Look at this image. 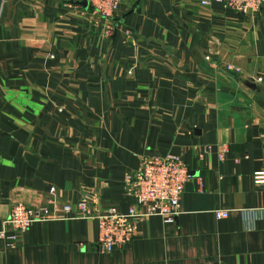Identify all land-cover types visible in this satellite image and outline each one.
<instances>
[{"label":"crops","instance_id":"1","mask_svg":"<svg viewBox=\"0 0 264 264\" xmlns=\"http://www.w3.org/2000/svg\"><path fill=\"white\" fill-rule=\"evenodd\" d=\"M202 1L123 0L106 36L84 0H0V231L13 205L55 207L0 264H264V8ZM168 154L191 170L183 213L100 253L62 207L126 213L125 175Z\"/></svg>","mask_w":264,"mask_h":264},{"label":"built area","instance_id":"2","mask_svg":"<svg viewBox=\"0 0 264 264\" xmlns=\"http://www.w3.org/2000/svg\"><path fill=\"white\" fill-rule=\"evenodd\" d=\"M84 1L89 4L93 16L104 22L105 35H110L115 30V18L123 0ZM202 5H221L228 10L248 16L260 13L264 8V0H203ZM227 69L237 73L241 71L230 65ZM226 153L225 147L221 150L219 159L224 160ZM191 179V170L180 156L168 154L151 157L141 162L135 172L125 175V193L133 201L126 213L114 206L106 208L100 206L97 197L93 198L92 203L82 199L74 205H64L62 210L72 219L97 221L99 229L97 249L100 253H111L132 242L139 220L161 217L167 222H172L177 219L183 213L181 199ZM256 180L264 182V175L258 174ZM54 208L13 205L10 216L4 222L3 230L0 231V239L7 241L11 248L18 247L21 236L33 224L55 220ZM214 214L218 220L227 219L230 215L227 210H218Z\"/></svg>","mask_w":264,"mask_h":264},{"label":"rangeland","instance_id":"3","mask_svg":"<svg viewBox=\"0 0 264 264\" xmlns=\"http://www.w3.org/2000/svg\"><path fill=\"white\" fill-rule=\"evenodd\" d=\"M103 24H104V22H103ZM103 24H102V25H103ZM104 25H105V24H104ZM55 191H56L55 189H52V190H51L52 193H55ZM94 197H97V196H96L94 193H91V194H88L87 197H85V198H83V199L86 200V201H88L89 203H92ZM91 206H92V205H91ZM94 206H95V205H94Z\"/></svg>","mask_w":264,"mask_h":264},{"label":"water","instance_id":"4","mask_svg":"<svg viewBox=\"0 0 264 264\" xmlns=\"http://www.w3.org/2000/svg\"><path fill=\"white\" fill-rule=\"evenodd\" d=\"M86 5H88V3L86 2Z\"/></svg>","mask_w":264,"mask_h":264}]
</instances>
